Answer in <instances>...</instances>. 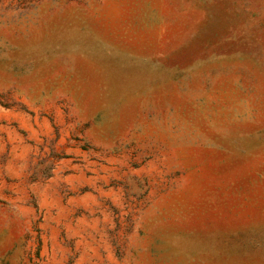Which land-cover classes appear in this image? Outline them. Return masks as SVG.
Returning <instances> with one entry per match:
<instances>
[{"label":"rangeland","instance_id":"374dc122","mask_svg":"<svg viewBox=\"0 0 264 264\" xmlns=\"http://www.w3.org/2000/svg\"><path fill=\"white\" fill-rule=\"evenodd\" d=\"M0 264H264V0H0Z\"/></svg>","mask_w":264,"mask_h":264}]
</instances>
